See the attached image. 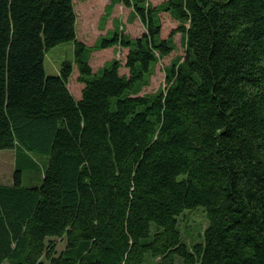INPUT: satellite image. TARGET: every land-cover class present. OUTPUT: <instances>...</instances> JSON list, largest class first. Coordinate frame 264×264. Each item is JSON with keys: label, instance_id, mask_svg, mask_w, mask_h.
I'll return each instance as SVG.
<instances>
[{"label": "trees", "instance_id": "1", "mask_svg": "<svg viewBox=\"0 0 264 264\" xmlns=\"http://www.w3.org/2000/svg\"><path fill=\"white\" fill-rule=\"evenodd\" d=\"M119 1L146 32L95 48L128 47L129 76L117 58L93 73L75 0H0V149L48 156L39 186L17 163L0 184V264H264V0ZM164 11L180 21L167 38ZM176 32L185 54L138 95ZM65 42L74 59L47 74ZM200 206L190 248L178 216Z\"/></svg>", "mask_w": 264, "mask_h": 264}, {"label": "rangeland", "instance_id": "2", "mask_svg": "<svg viewBox=\"0 0 264 264\" xmlns=\"http://www.w3.org/2000/svg\"><path fill=\"white\" fill-rule=\"evenodd\" d=\"M161 1V0H156ZM163 1V0H162ZM79 12V27L77 39L81 42L86 38L94 39L97 35V30L95 26V21L97 18V13L94 15L88 14V10L92 5L89 2L78 5ZM163 26L162 32L164 36H168L177 25L178 21L173 19L169 14L165 13L162 15ZM132 34L134 36L141 35L140 29L136 26L134 21L132 22ZM130 29L129 25L125 24L123 31L119 33L127 34L132 37V34L126 33ZM126 31V32H125ZM183 34V33H182ZM180 32L175 34L176 49H174L169 55L160 58V61L154 66L153 73L150 77V82L143 86L138 95L153 93L158 91L159 88L166 85V68L169 63L172 64L174 60L183 57L186 52L185 49V35ZM136 38V37H135ZM83 39V40H82ZM110 47V46H109ZM74 44L72 42L60 43L50 49L45 57V68L47 74H55L62 65L63 61L67 59H74ZM103 49V50H102ZM105 48H99L93 56V61L95 62V69L97 70V61L106 57L104 54ZM117 59H121V73L127 71L125 67V55L122 51L117 53ZM52 58V59H51ZM95 59V60H94ZM113 59V58H112ZM109 61V62H107ZM112 61V60H111ZM110 60L104 61L102 64L107 62L104 66L111 62ZM169 64V65H170ZM75 74L71 79V87L77 93L81 85L78 83L77 75L79 74V69L76 64ZM168 65V66H169ZM103 66V67H104ZM166 66V67H165ZM102 67V68H103ZM165 67V70H164ZM101 68V69H102ZM78 70V71H77ZM71 77V76H70ZM70 80V78H69ZM69 87V81H68ZM82 97V96H81ZM48 156L46 154H40L35 151L25 152L17 148H5L0 149V183L11 184L13 182V175L16 170V163L18 168L22 169L23 185L27 187L39 186L43 181V169L47 165ZM179 228L183 237V240L188 244L190 248L197 242L203 240V234L208 226V217L206 210L203 207H196L192 209H186L182 214L178 216ZM64 248V242L59 240L58 249ZM153 263L152 258H148L146 264ZM3 264H12L8 260H5ZM174 264H188L184 261L183 257L179 254L175 256Z\"/></svg>", "mask_w": 264, "mask_h": 264}, {"label": "crops", "instance_id": "3", "mask_svg": "<svg viewBox=\"0 0 264 264\" xmlns=\"http://www.w3.org/2000/svg\"><path fill=\"white\" fill-rule=\"evenodd\" d=\"M164 1H167V0H163V1L162 0L161 1L149 0V2L154 6L159 5V4L163 3ZM85 2H89L92 5V7H94V8H90V11L88 10V12H89L88 14L94 15L97 13V18L95 21V26H96V30H97L96 37L94 39H91V38H88V39L86 38L85 40L82 39L83 43L92 49L89 53V63L93 69V73L98 74L101 71V68L107 62H109V61H107L104 64H102L104 61H106V60L111 61V60L117 58L116 55L119 51H122L123 54L125 55V67H126V60H127V56L129 53V48L121 46L119 44H115L113 46L106 47L104 49V52H105L104 54H106V57H104L102 59H98V61L96 63L97 64V70H96L95 65H94L95 62L93 61V56L96 53V50L99 48H95V46L100 42V40L102 38L112 37L115 33L123 31L125 24L126 25L128 24L129 28H130L127 30V32L126 31L125 32L132 34L131 31L133 29V26H132L133 21L136 24V26L140 29V33L142 35L143 33L146 32V28H145V25L143 24V22L141 21L140 17L134 13L133 8L126 6L123 2H121L119 0H75V10L77 13V36H78V27H79V17H78L79 12L77 10L78 9L77 7H78V5L83 4ZM165 13L169 14L173 19L178 21V25L180 24V21L177 20L174 16H172V14L170 12L164 11V12L160 13L162 26H163L162 15ZM178 25L174 29H176L178 27ZM171 32H172V30H171ZM171 32H170V34H171ZM176 33H179V32H176ZM180 33L182 34V32H180ZM175 34H174L173 38H174V42L176 45ZM141 35L134 36L132 34V37L135 38V37H139ZM168 36H164L163 32L161 30V37L162 38H167ZM97 51H99V50H97ZM121 63H122V61H121ZM168 65H166V66H168ZM165 67H164V70H165ZM60 68H61V66H60ZM75 68L76 67L74 65L73 73H72L70 80H69V89L72 92V94L76 97V99H81L82 91H83V88L85 86L84 83L78 81V83L81 85V87L77 91V93L71 87V79H72L73 75L75 74ZM126 69H127V71H125L124 73H121V71H120V73L123 75L129 76L130 70L128 67H126ZM59 72H60V69L56 73H59ZM78 77H79V74L77 75V78H76L77 80H78ZM0 184H3V183H0Z\"/></svg>", "mask_w": 264, "mask_h": 264}, {"label": "bare ground", "instance_id": "4", "mask_svg": "<svg viewBox=\"0 0 264 264\" xmlns=\"http://www.w3.org/2000/svg\"><path fill=\"white\" fill-rule=\"evenodd\" d=\"M44 171V170H43Z\"/></svg>", "mask_w": 264, "mask_h": 264}]
</instances>
